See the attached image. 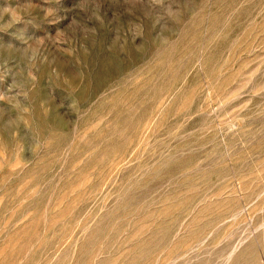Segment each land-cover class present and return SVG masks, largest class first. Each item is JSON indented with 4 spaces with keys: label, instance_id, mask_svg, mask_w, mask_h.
Listing matches in <instances>:
<instances>
[{
    "label": "rangeland",
    "instance_id": "374dc122",
    "mask_svg": "<svg viewBox=\"0 0 264 264\" xmlns=\"http://www.w3.org/2000/svg\"><path fill=\"white\" fill-rule=\"evenodd\" d=\"M0 264H264V0H0Z\"/></svg>",
    "mask_w": 264,
    "mask_h": 264
}]
</instances>
